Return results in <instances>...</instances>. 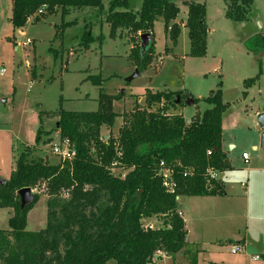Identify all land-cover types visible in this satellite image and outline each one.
Masks as SVG:
<instances>
[{
  "label": "trees",
  "instance_id": "1",
  "mask_svg": "<svg viewBox=\"0 0 264 264\" xmlns=\"http://www.w3.org/2000/svg\"><path fill=\"white\" fill-rule=\"evenodd\" d=\"M224 1L228 19H250L254 0ZM184 4L190 54L204 56L205 4ZM81 7L102 10L104 6L102 0H12L9 21L14 30L23 27L30 17L37 21L57 11L63 17L69 9ZM40 9L42 12L37 13ZM178 13L175 0H142L136 11L129 0H108L105 22L112 38L118 31H125L132 42L128 57L141 71L154 59V21L163 19L164 30L175 43L180 31L175 22ZM67 24L61 21L58 34ZM142 33L151 37L145 50L140 46ZM103 38L102 34L94 37L85 26L81 49L94 41L101 44ZM260 73L259 64L257 74L246 78L244 86L253 84ZM31 75L34 78L33 71ZM85 79L97 85L102 80L100 75ZM186 93L149 90L143 105L134 101L129 111L117 112L114 101L124 94L101 90L94 111L54 112L59 139H68L75 151L71 159L58 157L56 163L35 155L39 144L52 141V131L44 130L40 120L34 143L23 144L13 156L9 178L0 184V208L12 209L8 227L0 228V264H105L110 259L115 264H160L162 256L173 257L182 251L187 244V229L176 206L177 197L224 195L223 179L211 178L209 171L230 169L221 149L222 118L228 106L222 100L221 82L203 98L211 107L189 123L174 112ZM42 113L39 111V118ZM116 117H121V123L114 136L111 133ZM102 127L108 128L106 140L101 135ZM42 134L47 139H42ZM161 162L172 172V191L163 185ZM115 168L119 171H113ZM24 187L37 191L34 201L21 208L17 191ZM40 191L47 197L46 225L30 231L26 229L27 214ZM152 217L160 219V226L144 225Z\"/></svg>",
  "mask_w": 264,
  "mask_h": 264
},
{
  "label": "rangeland",
  "instance_id": "2",
  "mask_svg": "<svg viewBox=\"0 0 264 264\" xmlns=\"http://www.w3.org/2000/svg\"><path fill=\"white\" fill-rule=\"evenodd\" d=\"M184 1L205 4L204 56L190 54ZM129 2L133 11L142 4V0ZM175 3L179 7L175 22L180 26L176 42L171 41L163 19L158 17L152 30L154 59L127 82L136 69L128 57L132 42L125 31L109 36L105 22L108 0H102V10L81 7L69 9L63 17L59 11L37 21L30 17L23 27L14 30L9 21L12 0H0V176L8 179L13 156L23 144L34 143L40 120L44 130L52 131V141L39 144L35 155L58 162L51 150L60 142L54 129L58 116L53 113L60 109L94 111L101 90L114 95L123 90L122 98L114 101L117 112L129 111L134 101L143 105L149 90L186 91L196 102L188 105L183 97L174 112L188 121L211 107L203 98L221 82L222 100L228 103L222 118L221 149L232 166V170L223 171L225 194L177 197L187 244L173 257L162 256L160 264H264V149L260 147L255 114L264 108V1H253L250 19L244 22L225 16L224 0ZM62 20L68 24L60 35ZM85 26L94 37L104 36L101 44L94 41L81 49ZM259 64L258 79L245 87L243 81L257 74ZM94 75H100V85L85 79ZM39 111L43 112L41 118ZM120 123L121 117H116L111 133L114 136ZM101 135L107 137L108 128L102 127ZM41 138L47 136L42 134ZM242 152L247 154V162ZM38 193L27 216L26 229L30 231L46 225L47 197L42 191ZM11 214L12 209L0 208V228L8 227ZM160 223L159 218L152 217L144 225L158 227ZM242 238L249 241L248 247L239 244ZM234 246L239 250L232 253ZM255 255L259 259L252 261ZM105 264L115 261L110 259Z\"/></svg>",
  "mask_w": 264,
  "mask_h": 264
},
{
  "label": "water",
  "instance_id": "3",
  "mask_svg": "<svg viewBox=\"0 0 264 264\" xmlns=\"http://www.w3.org/2000/svg\"><path fill=\"white\" fill-rule=\"evenodd\" d=\"M140 38V46L142 50H145L151 41V37L149 33H142L139 36ZM140 74V71L138 69H135V72L129 76L126 81L129 82L136 76ZM123 90L121 91V93ZM177 101H179V97H177ZM185 103L188 105L194 104V98L190 96L189 93L185 94ZM258 128L260 130V136H259V143L260 147L264 149V111L257 113L256 115ZM57 125V123H56ZM218 178H222V173H219ZM5 179L0 177V184H4ZM17 194L19 196V206L21 208H24L27 205H30L34 201V193L32 192V189L30 187H24L17 191Z\"/></svg>",
  "mask_w": 264,
  "mask_h": 264
},
{
  "label": "built area",
  "instance_id": "4",
  "mask_svg": "<svg viewBox=\"0 0 264 264\" xmlns=\"http://www.w3.org/2000/svg\"><path fill=\"white\" fill-rule=\"evenodd\" d=\"M41 12H42V9L37 11V13H41ZM187 123H189V120L187 121ZM107 138L108 137H105L104 140H106ZM51 150L54 155L58 156L62 160L71 159L72 157H74V154H75V151L68 139L60 140L59 143L53 144ZM206 153L207 155H209L210 150H207ZM242 158L244 160H247V154L245 152L242 153ZM160 169H161L160 175L162 177L163 185L167 188V190L172 191L174 187V182L172 180L171 170H169L168 168H165L163 162L160 163ZM218 175H219V172L215 170L209 171V176L211 178L218 179ZM238 250H239V246H234V247H231L230 249L232 253H235ZM258 258L259 257L257 255L253 257V259H258Z\"/></svg>",
  "mask_w": 264,
  "mask_h": 264
},
{
  "label": "crops",
  "instance_id": "5",
  "mask_svg": "<svg viewBox=\"0 0 264 264\" xmlns=\"http://www.w3.org/2000/svg\"><path fill=\"white\" fill-rule=\"evenodd\" d=\"M262 111H264V108H259V109H257L256 111H255V114H257V113H259V112H262ZM222 141V140H221ZM253 148H256L255 146H253ZM243 153V152H242ZM247 160H248V156H247ZM247 160H244L243 159V161L244 162H247ZM228 164H229V166H230V169L229 170H232V166L230 165V163L228 162ZM12 168H13V163H12V166H11V169H10V172H11V170H12ZM10 175V174H9ZM223 175H224V172H222V179H223ZM1 177V176H0ZM242 184V183H241ZM225 185V184H224ZM242 186H246V184H244L243 183V185ZM216 196H219V195H216ZM211 197H213V196H211ZM8 210L11 212V209L10 208H8ZM29 213V212H28ZM182 213V212H181ZM27 216H28V214H27ZM182 216H183V213H182ZM10 217V216H9ZM8 217V218H9ZM184 219V218H183ZM152 222V221H151ZM152 224V223H151ZM153 225V224H152ZM262 235V234H261ZM243 240L242 241H240L239 242V244L242 246V247H244L245 248V246L246 247H248V243H249V241H247V239H245V238H242ZM259 259V258H258ZM258 259H253L252 261H255V260H258ZM214 264H216V263H214Z\"/></svg>",
  "mask_w": 264,
  "mask_h": 264
}]
</instances>
